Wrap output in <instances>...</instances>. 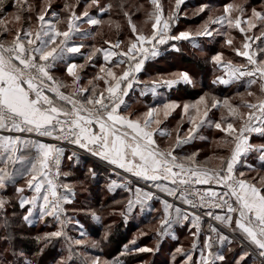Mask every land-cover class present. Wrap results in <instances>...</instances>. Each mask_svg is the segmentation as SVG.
Here are the masks:
<instances>
[{
    "label": "snow or ice",
    "instance_id": "1",
    "mask_svg": "<svg viewBox=\"0 0 264 264\" xmlns=\"http://www.w3.org/2000/svg\"><path fill=\"white\" fill-rule=\"evenodd\" d=\"M6 2L0 0V14H4ZM184 3L185 0H175L173 10L165 15L160 0H151L154 7L149 14V19L153 21L150 34L138 29L131 14L124 11L132 34L126 50L121 49V41H105L108 47L93 46L84 57L83 64L72 59L75 55H83L81 50L85 47L83 43H76L74 38L94 37L95 34L82 31L78 22L84 20L90 26L101 25L104 21L90 15L89 9L95 7L103 15L112 5L105 7L98 5L97 0H91L84 11L77 14L75 6L65 4L69 15L66 21H61L59 15L52 11L51 0H45V4L36 11L37 26L33 28L32 5L28 0H14V12L4 14L5 18L0 19V28L4 32L9 31V15L15 22L23 21L28 25L27 28L16 29L13 39L7 44L0 42V130L8 133L0 135V157H3L4 165L0 167V188H6L14 180L13 174L7 171L9 164L26 165L22 174L26 176V186L33 194L23 196L25 188L16 189L21 194L19 207L27 213L23 219L32 223L34 210L38 208V219L51 217L60 225L57 230L36 237L37 242L50 243L65 235L64 205L71 203L73 188L70 184L57 182L62 175L60 167L65 150L57 144L33 139V135L75 145L138 180L150 182L160 192L178 198L193 210L189 212L162 200L164 215L160 221V235H167L174 224L189 222L195 229L192 247L197 248L202 216L197 214L196 209H203L204 216L232 234H238L242 240L254 246L259 257L264 259V175L258 174L249 179L237 168L249 153L258 152L261 168L264 169V144L257 146L250 142L252 134L264 136V9L252 8L251 14L247 15L246 5L226 3L222 15L215 18L209 16L196 31L184 30L173 34ZM208 9V5H201L195 14L205 13ZM62 23H66L64 30L59 27ZM258 25L259 34L256 35L253 30ZM224 29L239 31L242 35L240 47L233 46L234 38ZM221 35L225 38V45L237 57L245 58L246 62L236 64L224 59L223 52H216L211 56V61L223 69L224 75L217 77L213 84L228 86L245 79L249 88L258 84L260 96L252 91L247 92V96L255 97L256 102L245 100L244 93H238L243 107L248 109L247 113L234 105L230 98H218L207 93L191 103L181 105L169 100L162 105L150 106L139 116L128 111L131 105L126 97L138 84H143L144 89L155 96L159 88L172 89L181 83H193L187 72L175 73L172 78L161 76L149 82L139 80L146 62L161 54V46L168 45L170 41H192L194 47H198L195 41L199 38L214 39ZM171 47L179 51L175 43ZM99 53L103 54L104 63L99 65V71L87 81V85H82V72L88 65L94 64V58ZM122 64L127 67L117 74L113 67ZM60 65H64L66 75L72 80L71 91L67 94L62 89H67L69 85L54 74ZM99 81L103 82V88ZM145 90L141 91V96L145 95ZM178 108L181 109V122L186 118L190 127L181 134L178 125L174 142L167 149H161L157 137L172 136V132L162 125ZM213 109L221 110L218 120H213L210 115ZM204 126L223 132L230 138L223 143L232 145L230 155L218 157L220 163L215 168H207L199 163L198 152L184 157L176 154L195 139L198 130ZM33 150L34 156L24 155L25 151ZM75 155L73 152L68 159L72 160ZM247 167L255 171L252 165ZM213 184L221 190L214 189ZM197 186L207 187L201 189ZM125 187L133 191L128 184ZM134 197L128 201L129 211L135 205L144 208L156 198L155 193L140 187L135 188ZM5 203L0 199V209L4 208ZM92 215L96 221L100 220L95 213ZM208 231L196 264H227L226 256L221 251L214 252L213 247L214 244L221 248L225 244L231 245L232 239L212 223ZM74 243L81 245L83 241L78 239ZM152 251L151 248L136 247L134 238L124 245L121 255ZM175 252L186 256L184 264H192V255L185 253L182 247H177ZM16 254L14 250L12 255ZM249 256L250 253L241 251L235 258V264H247ZM92 264H101V261L97 257Z\"/></svg>",
    "mask_w": 264,
    "mask_h": 264
},
{
    "label": "rangeland",
    "instance_id": "2",
    "mask_svg": "<svg viewBox=\"0 0 264 264\" xmlns=\"http://www.w3.org/2000/svg\"><path fill=\"white\" fill-rule=\"evenodd\" d=\"M164 10L165 15L169 11H172L175 6V0H160ZM14 3V0H7L4 14H10L14 12V9L12 7V4ZM28 3H30L34 9V12L31 14V26L35 28L36 20H35V14L36 11L39 10L41 6L45 4V0H28ZM51 3L53 5L52 11H55L58 15L61 21H66L67 16L69 15L68 10L64 8L65 4H68L70 6H75V10L77 14L84 11L85 7L88 6L91 3V0H51ZM196 0H185V3L181 6L182 10L180 14L181 17L187 18L186 15L192 16V14H195L197 9L201 5H208L209 9L205 12V15L201 22H195L190 21L187 22L186 20L181 21L180 27L176 30V33H179L180 31L184 30H191L196 31L199 29L206 20H208L209 16H212L213 18L222 15L223 14V6L226 3H234V4H244L246 5V13L247 15L251 14V9L256 8L257 10L264 9V3H261L259 5H251L248 0H224L222 4L216 5V6H210L206 2H201L196 4ZM97 4L101 6H108L112 5V7L107 11V13L103 17H98V9L93 7L89 9L90 15L97 16V18L104 21L101 25L96 26H90L86 23V21L81 20L78 22L79 27L81 30L89 31V29L93 28V32L95 35L92 37L93 45H88V48L90 51L92 50L93 46L100 48L103 44L105 45V41H110L112 43H116V38L119 37V35L122 36V40H119L123 42L121 44V48L123 50H126V45L129 39L132 37L127 18L123 15L124 11H127L131 14L133 23L136 24L138 29H141L144 34H150L151 33V25L153 23L152 20L149 19V14L153 11V5L151 4V0H97ZM123 6V7H122ZM4 14H0V19L5 18ZM186 14V15H185ZM236 13H233L235 15ZM49 18H51L49 14ZM119 25V27H117ZM216 26V25H211ZM259 26V25H258ZM21 27L27 28L28 25L24 23L23 21L20 23H17L14 21L12 16H7V28L9 31L4 32L2 28H0V40L4 39L5 42H10L14 35L15 30L19 29ZM61 30H64L66 28V23H62L59 25ZM216 28V27H213ZM217 28L220 29L221 26L217 25ZM233 29L228 30L232 32ZM253 32L258 35L259 30ZM230 34V33H229ZM79 37L76 36L75 39ZM233 37V36H232ZM235 38V37H233ZM6 43V44H7ZM217 47L216 50L218 52H223L224 57H229L231 49L225 45V38L221 37L216 42ZM85 48V47H84ZM98 55L95 57V61L97 62ZM227 55V56H225ZM104 62V61H103ZM84 62H80V64H83ZM96 64V63H95ZM163 65L162 63H158ZM99 65L100 63L93 65V69L88 72L86 70V76L82 78L81 84L87 85V81L91 78H93L96 73L99 71ZM183 65V64H182ZM92 66V65H91ZM155 66V65H154ZM152 66V68L154 67ZM164 66V65H163ZM185 69L187 68L190 72L192 70L191 65H183ZM179 68L176 71H165L164 69H153V73L150 74L149 79H157L158 77H164V78H172V75L175 73L185 72L182 69L184 67ZM127 66H125L126 68ZM64 68V67H63ZM85 70V69H84ZM113 70L117 72V74H120L122 70H124V64L120 65L119 67H113ZM151 70V69H150ZM164 71V72H163ZM84 72V71H83ZM82 72V73H83ZM82 75V74H81ZM55 76L58 79H61L64 81L65 84L69 85L67 89H62V91H65L66 94L71 91V84L72 80L70 77H68L64 71L56 74ZM100 87L103 88V82H98ZM247 92H241L244 93L243 99L249 100L250 102H256L255 97H249L247 96ZM256 91H254L255 93ZM205 93L209 95H215L218 98H224L228 97L231 99V102L234 105L240 106V110L244 113L248 112V109L243 107L241 97L238 95V93L229 92L228 94H221L211 91H203L200 93V95L196 97H184L181 96L177 98L176 100L171 101H177L181 105L183 103H191L194 102L199 98V96L204 95ZM258 96V94H257ZM254 100V101H252ZM149 106L144 105L141 102L133 103V105L130 107L128 111L135 112L137 110V113H134L135 115L139 116L144 111L147 110ZM220 111L217 109H213L210 113L214 116L215 120H218L220 118ZM173 113H176V115L172 118L168 117L167 120L164 121L162 127L167 129L169 132H172L171 137H157V142L161 149H167L172 142L175 140L176 135V129L177 126L180 125V127L183 130L179 129L181 134H184L188 131L190 125L187 122V119L183 122H181V109H176ZM172 113V114H173ZM178 114V115H177ZM226 114V113H225ZM239 126L237 122V127ZM201 129V128H200ZM208 130L202 129L201 134H204L205 131ZM211 139L206 144L200 145V147H196L192 149V145L190 147H186V154H178L180 157L187 156L193 152H198L199 155L197 157V161L201 164H205L208 167H217L220 163V161L217 159L218 157L224 156L228 157L230 155V150L232 145L225 144L223 141L225 139H230L225 136L223 132H220L219 130H216L214 127L211 129ZM252 138V137H251ZM250 138V139H251ZM198 140V139H197ZM197 140H194L193 142H196L194 144H197ZM255 145H262L264 144V141L255 138ZM53 142L55 143V140L53 139ZM259 153L258 152H251L246 159L242 160V164L246 165H252L254 162L253 160H256L258 164L261 162L259 161ZM95 161V160H93ZM97 163L105 166H109L105 162L97 161ZM255 171H252L250 169L241 170L245 173V175L251 179L253 177H256L258 174L264 175V169L261 168H254ZM71 173V172H70ZM76 177L75 180L71 181L70 184L72 187H75L78 189L77 191V197L71 198V203H68L65 206L66 214L63 217L65 223L63 226V231L65 235L61 238H57L50 243L43 242L41 244V248L37 251H31L29 253L23 252L19 247L23 243L18 240L11 238H6L5 233L0 234V264H38L40 256L46 248L50 247L53 248L52 255L54 258L46 261H40V264L44 262V264H61V261L63 264H92V262L98 257L101 261V264H184V261L186 259V256L184 254H177L175 252V249L177 247H182L184 249L185 253H189L192 255L193 261L192 264H196V262L200 259V251L203 245L199 246L200 248L197 250L196 248L193 249V241L194 238L192 237V233L190 232H183L182 238H180L177 241V237L174 234L170 235H160L161 231V225L160 221L163 218L164 214L157 215H151L149 218V221L146 222L145 220H137L131 221L130 223L126 222V225L124 226L126 230V235L129 237V241L124 243L122 245V249L119 252L115 251V248L109 243L108 237L110 233L113 231L114 226L119 222L117 220L120 219V214H114L113 216H110L108 214L110 212V206L114 204V202L107 204L106 197L107 194L105 192H102V196L97 199L96 196H92L88 192V183L91 184V182L84 177L83 175L80 177L79 171L78 173H74ZM60 183L64 184V182L59 178ZM101 195V193H98ZM4 200V199H3ZM7 202V200L5 199ZM101 205H104L103 207H100ZM5 208V207H4ZM186 211L191 212L190 209L183 208ZM193 211V210H192ZM87 212H90L91 214L95 213L97 216L100 217L99 221H96L93 216H91L90 221L87 225L84 224L85 215ZM10 216H13V214H19L15 212H9ZM26 215V212L24 213ZM39 214H34L32 223H29L25 221L21 217V222H16V228H15V236L20 235V239L22 236H26L23 234V231L19 230L20 223H23L24 226L28 227L29 225L35 224V230L31 232V234L28 236H43L47 232L55 231L57 230L60 225L51 217H47L44 220L38 219ZM146 218V216H144ZM24 221V222H23ZM146 222V223H143ZM14 224V223H13ZM82 226V227H81ZM137 228H134V227ZM221 226V225H220ZM123 228V227H122ZM39 231V233H38ZM173 231V230H172ZM83 233V234H82ZM141 233H144V235H141ZM107 234V236H106ZM169 237V238H167ZM136 239V247H147L153 249L152 252H144V253H132L127 255H121V253L124 251V245L128 244L132 239ZM82 240L83 243L81 245H76L74 243L75 240ZM12 245H18V249H15ZM237 244H234L229 248L230 253H226L225 249H222L221 252L224 253L226 256L227 264L229 259L232 256V253L237 248ZM41 249L43 251L41 252ZM17 253L15 256L12 255L13 251ZM47 251V250H46ZM241 251L236 249V253L240 254ZM252 252L256 255L257 253L252 249ZM20 253H23L21 256ZM135 254V255H133ZM238 254V255H239ZM237 255V256H238ZM257 259H259V262L261 261V258L259 256H256ZM258 261H247V264H259ZM235 264V262L233 263ZM260 264H264V261L260 262Z\"/></svg>",
    "mask_w": 264,
    "mask_h": 264
},
{
    "label": "trees",
    "instance_id": "3",
    "mask_svg": "<svg viewBox=\"0 0 264 264\" xmlns=\"http://www.w3.org/2000/svg\"><path fill=\"white\" fill-rule=\"evenodd\" d=\"M250 2L251 5H259L261 3H264V0H248ZM197 2V0H196ZM198 4V3H196ZM182 10V8H181ZM107 12H105L103 15H100L99 12H97L98 17H103ZM203 15H205V13H200L199 15L196 14H192V16H187V18H183L181 17L182 15L180 14V19L178 21V23L176 24V26L173 28V34L176 33V30L180 27L181 25V21H195V22H200V19L203 17ZM82 31H86V30H82ZM90 32H93V28L89 29ZM122 36L119 35V37H117L115 40L117 42V40H122L121 39ZM84 42H82L85 45V48H83L81 51L83 53V55H75L74 57H72V59L75 60V62L80 63V62H85L84 57L90 52V49L88 48V45H93V39L92 36L84 38L83 39ZM175 43L177 48H179V51H175L172 50L171 45ZM104 46H108L107 44H103L101 47ZM100 47V48H101ZM122 49V48H121ZM218 52V51H217ZM160 55L154 59H150L146 62L145 64V71H143L142 73L139 74V80L143 81V82H149L153 79H149L150 74L153 73L154 71V67H156L155 69H164L165 71H176L179 68H181L183 65H191L192 68L196 67L198 68L200 71H202V75H204L206 73V67L207 65L204 63L205 61L200 59L199 57H195L194 56V51L192 48V45L189 41H179V42H174V41H170L168 45H164L160 47ZM100 63H104L103 60L100 57V53L98 55V59L97 62L95 61L94 58V64L88 65L84 72L82 73V78L87 77L86 76V70H88V72L90 70L93 69V65ZM158 63H162L158 64ZM183 64V65H182ZM155 65V66H154ZM125 64H124V69H125ZM152 66H154L152 68ZM64 67V65H60L58 66V70L55 72L56 74L62 72V68ZM184 67V66H183ZM151 69V70H150ZM164 72V71H163ZM174 89H177L176 91H173L171 94L168 95L167 98H165L164 100H160V101H155V102H147L150 105H162L166 100H176L177 98L184 96V97H193L195 94L202 93L203 91H207L208 85H201L200 90L198 91H194L191 85H185L183 83H181L179 86H174ZM142 90L144 89V85L143 84H138L136 85L129 93L128 99L127 101L129 102V100L133 99H137V97L139 96V93H141ZM214 92L218 93L216 91V89H213ZM226 93V92H225ZM143 100V99H142ZM143 103H145V101H143ZM176 113H173L170 118L174 117ZM178 115V114H177ZM213 118L214 116L211 115ZM175 118V117H174ZM183 126V125H182ZM180 127L181 130H183L182 128L184 127ZM208 128L206 134L209 135V138L207 136H205L203 139L201 140H197V144H195V147H200V145L202 144H207L208 141H210L211 139V129H213V127H208L206 126V129ZM254 135V134H253ZM252 135V138H253ZM252 138L250 140H252ZM194 143V142H193ZM196 143V142H195ZM73 150H69L67 149V151L65 152L64 158L62 159V163H61V167H60V171L62 173V175L60 176V179L67 184H70L71 181L75 180L77 176H75V172L80 174V177L83 175L84 177H86L90 182L88 183V192L94 197L96 196L97 199L100 198V196H102V192H105L107 194L106 197V201L107 204L109 203H113L114 204L112 206H110V212L108 214H110V216H113L114 214H116V212H118L117 214H120V219L117 220L119 221L113 228V231L110 233L109 237H108V241L109 243L113 246V248H115L116 252H119L122 249V245L124 243H126L127 241H129V237L126 235V230L124 228V226L126 225V222L130 223L131 221H134L136 219L137 220H145L146 222L149 221V218L151 217V215H157L160 216L159 214H134L132 212L129 211L128 209V201H129V197H128V192L124 191L123 189H121L120 191H118V193L114 196L110 193V190L108 189V187L106 186V184L109 182V174L111 175V173H109V169H106V167L104 165H101L99 163H97L96 161H93L91 159L86 158L84 155L80 154H76L72 160L68 159V156H71L73 154ZM76 153V152H75ZM253 164L252 167L253 168H261V163L258 164L256 162V160H253ZM237 168L239 171L241 170H246L249 169L247 167V165L244 163H240L237 165ZM90 169L92 171H90ZM262 169V168H261ZM71 172V173H70ZM64 173H66L67 175H63ZM113 175V174H112ZM71 185V184H70ZM11 187H8L7 189V196H6V200L7 202L5 203V208L0 209V234L5 233L6 238H11L12 240L15 239L16 241L20 240L23 244L20 245V247L18 245H12L14 246L15 249H18V247L26 253H29L31 251H37L41 248V244L45 241H40L37 242L36 237H39L37 235L34 236H28V234L30 235L31 232H33V230H35V224L33 225H29L28 227L24 226L23 223H20L19 226V230L23 231V234L26 236H22L20 239V235L15 236L14 232H15V228L16 226V222L15 220H17L18 222H21V217L23 218L25 216V210L21 209L19 207V200H20V196L21 194H19L18 192H16L14 189L12 188V190L10 189ZM73 188V194L71 196V198H76L77 197V191L78 189L75 187ZM9 190H11L9 192ZM98 193H101L98 194ZM5 195V194H4ZM4 199V198H3ZM67 204L64 205V207ZM104 205H101L100 207H103ZM9 212H15L19 214H13V216H10V214H8ZM27 214V213H26ZM91 216H93L90 212H87L85 215V221L84 224H88L90 221ZM144 216H146V218H144ZM149 217V218H148ZM24 222V221H23ZM143 222V223H146ZM14 223V224H13ZM212 223L214 225H216L217 227H219L221 229V231L223 233H225V231L223 230V228H221L217 223H213L210 222L209 220L204 219L201 223V233L199 236V241H198V246H197V250L200 248L199 246L203 245L204 242V238L206 237V233L209 235V231H208V226L209 224ZM173 226H175L177 229L175 230L177 232V241L182 238V233L183 232H190L193 233L195 231L194 228L191 227V224L189 222H185L184 224H174ZM123 227V228H122ZM134 228H137L136 226ZM169 231V230H168ZM185 232V233H186ZM39 233V231H38ZM169 235V234H167ZM162 236V235H161ZM166 236V235H165ZM193 237V234H192ZM169 238V237H167ZM194 238V237H193ZM234 244H237V248L239 251H246L248 253H250V256L248 258L247 261H258L259 259H257L256 255L252 252V250H248L245 246L240 245V243L237 240L233 239V243L231 245H227L225 244L222 248L220 245L218 244H214L213 247V251H221L222 249H225L226 253H230L229 248H231V246H233ZM252 247V246H251ZM236 249L234 250V252L232 253L231 258L228 261V264H233L235 262V258L237 257L236 253ZM253 249V247H252ZM47 250V251H46ZM46 250L44 251V253L41 254L40 259L38 264H40V261H46L50 260L52 258H54V256L52 255L53 252V248L51 249L50 247L46 248ZM255 252H258L257 250L253 249ZM224 254V253H223ZM135 255V254H133ZM261 261L263 262L264 259L261 258ZM260 261V262H261ZM259 262V264H260ZM44 264V262L42 263Z\"/></svg>",
    "mask_w": 264,
    "mask_h": 264
},
{
    "label": "crops",
    "instance_id": "4",
    "mask_svg": "<svg viewBox=\"0 0 264 264\" xmlns=\"http://www.w3.org/2000/svg\"><path fill=\"white\" fill-rule=\"evenodd\" d=\"M202 1L208 3L210 6H216V5L222 4L224 0H197V3H201ZM203 17H204V15H203ZM203 17L200 19V22L202 21ZM212 27H216L217 28V25L216 26H212ZM224 30L228 31V29H224ZM256 30L257 31L259 30V26L257 27V29H255V31ZM229 33H230L231 37L232 36L235 37L233 46L234 47H240L241 44H242V35L239 33V31L233 29L232 32L229 31ZM221 37H223V36L222 35L221 36H215L214 39L213 38H207V37H201L197 41H195V43L199 45L198 47H194L193 42L189 41L191 43V45H192V48H193V51H194V53H193L194 56L195 57H199L200 59L204 60L205 61L204 63L207 65L206 73L204 75H202V71H200L196 67L195 68L193 67L191 72L187 68L185 69V67H184V69H182L183 71L189 73V75H190V77H191V79L193 81V83L189 84V85L192 86L194 91L200 90L201 85H208L209 88H207V90L211 91V92H214L213 89H216V91L218 93H221V94H228L229 92L241 93V92H246V91H252V92L256 91L255 92L256 96H257V94H258V96H260L261 93L259 91L258 84L257 85H252L251 88H249L248 84H247V79H245V80H243V81H241L239 83H234V84H231V85H228V86L221 85V84H218V83L217 84H213V81L216 80L217 77L224 75L223 69L221 67L215 65L211 61V56L214 55L217 52V50H216V47H217L216 42ZM83 39L81 37H77L76 39L74 38V41L76 43H82V42H84ZM5 41L6 40H4V39L0 40V42H4L6 44L7 42H5ZM257 43H259V42H257ZM105 47H108V46H104V47H101V48H105ZM117 51H119V50H117ZM230 52H232V53L229 54L230 56L229 57H224V59L232 60L233 63H236V64H242V63L246 62L245 58L237 57L232 50ZM225 56H227V55H225ZM100 57L103 60V54L102 53H100ZM109 66H112V65H109ZM62 69H64V68H62ZM174 88L175 87H173L172 89L159 88L157 90V94L155 96H153V94L150 91H146L145 90V95L141 96L140 93H139V96L137 97V99H135V100L131 99V100H129V102L127 101V103L132 106L133 103H136V102L143 103V101H145V103H143L144 105L149 106V107L150 106H155V105H153V103H152V105H150L151 102H155V101L158 102L160 100H164L165 98L168 97L169 94H171L173 91L177 90V89H174ZM198 95H200V93L198 94V92H197V94H195L193 97H196ZM167 101H169V100H166L165 102H167ZM252 101H254V100H252ZM147 102H150V104L147 103ZM132 113H137V110L135 112H132ZM212 119L215 120V118H213V117H212ZM205 128H206V126L202 127L198 131H202V129L204 130ZM206 132H207V130L205 131L204 134H201V132H198V135L196 136V138L193 139L192 141H190V143L184 145L182 149L177 151V153L185 155L186 154V151H185L186 147L187 146L190 147V145H192L191 146L192 149L196 148L195 147L196 145L194 144L195 142L193 143V141L196 140V139L201 140L202 139L201 137L204 138L205 136H207L209 138V135H207ZM0 135H8V133L4 132L3 130H0ZM31 138L40 139L44 143H53V144H55L53 142V139L50 138V137H36V136L33 135ZM255 138H257V139L260 138V140L264 141V136H261L260 134H254L252 140H250L251 144H253V145H255L254 144L255 143V141H254ZM63 149L65 150V152L67 151V149L75 151L72 148H63ZM76 154H78V152H76ZM24 155L27 156V157H32V156L35 155V152H34V150L33 151H25ZM79 155H80V153H79ZM246 158H243L242 160H244ZM2 161H3V157H0V167L4 166ZM241 163H242V161H241ZM203 166H205L207 168H210V167L206 166L205 164H203ZM24 167H26V165H22L20 163H17L15 165H11V164L8 165L7 171L9 173L13 174L14 180L9 182L7 184V186H6V188H0V199L4 198V201H5V199H7L6 196L8 195L7 194L8 187H11L10 188L11 190H12V188H15L14 189L15 191H16V189L18 187H24L25 191L23 193V196H31L33 194L32 190L27 188V186H26V176L22 174ZM105 167H106V169H109L108 172L111 173V175L109 174V176H110L109 177V182L106 184V186L108 187V189L110 190V193L112 195L115 196L118 193V191L123 189L124 191L128 192L129 199H134L135 198L134 197V190H135L136 187H140V188H142L145 191H151V192L155 193V197L156 198L151 200V201H149L148 202V206H146L144 208H141L140 205H135L130 212H132L134 214H145V215L146 214H164L163 213L164 205L161 203L162 200H167L169 203H172L175 206L181 207L183 209V207H182V205L180 203L181 201L178 198L170 197L166 193L160 192L159 190L154 188L151 185L150 182L146 183L143 180H138L132 174L126 173L123 170L114 168L113 166L109 165V166H105ZM211 168H213V167H211ZM126 184H128L132 188L133 191H131V192L128 191V188L125 187ZM212 187L214 189L218 190V191L220 190V188H218L214 184L212 185ZM11 190H9V192ZM20 199H21V196H20ZM34 214H39V209L38 208L36 210H34ZM220 227L223 228V230L225 231L224 234L228 235L230 237V239H232V241H233V239L237 240L240 243V245L245 246L248 250L249 249L252 250V247H253V249H255V247L252 246V245H249L247 243V241L242 240L241 237L238 234H232L228 229L224 228L223 226H220ZM176 229L177 228L175 226H173L172 229H170L168 231V234L169 235L170 234H174L177 237L178 235H177V232L175 231ZM207 235L208 234L206 233V236ZM256 253H257L256 256H259L258 252H256Z\"/></svg>",
    "mask_w": 264,
    "mask_h": 264
},
{
    "label": "built area",
    "instance_id": "5",
    "mask_svg": "<svg viewBox=\"0 0 264 264\" xmlns=\"http://www.w3.org/2000/svg\"><path fill=\"white\" fill-rule=\"evenodd\" d=\"M127 99H128V97H126V101H127ZM252 135H253V134H252ZM251 137H252V136H251ZM55 144H57V146H59V147H63V148H72V149H74L76 152H78V153L84 155V156H85L86 158H88V159L95 160V161L97 160V161H101V162H103L102 160L98 159L97 157L92 156L90 153H88V152H86V151H84V150H81V149H79L77 146L72 145V144H69V143L66 142V141H55ZM59 178H60V177H59ZM59 178H58V180H57L58 183H60ZM60 184H62V183H60ZM197 187L203 189V188H206L207 186H197ZM220 190H221V189H220ZM220 190H219V191H220ZM61 192H63V189H61ZM180 203H181V205H182L183 208L190 209V210L192 211V209H191L189 206L184 205L182 202H180ZM217 211H219V210H217ZM196 212H197V214H199V215L202 216V221H203L204 219H206V220H209L210 222L217 223V222H215V221H213V220H210V218H208L207 216H204V215H203V213H204V210H203V209H196ZM202 221H201V223H202ZM217 224H218V223H217Z\"/></svg>",
    "mask_w": 264,
    "mask_h": 264
}]
</instances>
